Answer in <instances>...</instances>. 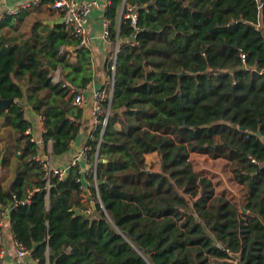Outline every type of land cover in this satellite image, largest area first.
I'll return each mask as SVG.
<instances>
[{
  "label": "trees",
  "instance_id": "1",
  "mask_svg": "<svg viewBox=\"0 0 264 264\" xmlns=\"http://www.w3.org/2000/svg\"><path fill=\"white\" fill-rule=\"evenodd\" d=\"M19 16L0 23V100H13L0 118L9 144L10 130L17 135L0 224L8 215L32 260L264 264V0H109L105 71L115 64L116 73L107 125L87 137L98 161L90 211L79 172L48 184L36 157L41 145L61 157L79 137L83 107L72 90L93 81L92 49L78 48L64 23L36 19L21 32ZM169 31L181 52L166 44ZM26 107L43 121L41 145ZM155 153L159 165L147 161ZM198 157L229 165L240 197L218 193Z\"/></svg>",
  "mask_w": 264,
  "mask_h": 264
},
{
  "label": "crops",
  "instance_id": "2",
  "mask_svg": "<svg viewBox=\"0 0 264 264\" xmlns=\"http://www.w3.org/2000/svg\"><path fill=\"white\" fill-rule=\"evenodd\" d=\"M33 0H0V17L2 18L0 20V23H3L5 20V17L7 15H10L11 13H15L16 11L20 10L17 16H19V19L16 20L15 26L17 25L20 28L21 32H28L30 26L36 19H41L45 21V24L54 25L56 23H63L62 22V15L59 12L51 11L48 6H30L29 3H31ZM78 2H89L94 0H77ZM98 5L93 8V11L91 13V16L89 18V25H88V32L89 35L94 40V46L92 47V54H93V72H94V78H93V85L89 92L86 94V100L83 107V117L81 119V125L82 129L80 132L79 137L72 143L71 149L68 153L61 157H53L51 156V147H47L44 149V147L41 145L42 143V132H43V121L41 117H37L33 114L29 115L28 110L30 108H27V118L35 122V128L32 130V134L34 135V139L36 142H38L41 145L40 153L42 156H47L51 159L53 165L55 167H62L66 168L69 166L70 162L72 161V158L74 155L78 152L79 149L87 145V137H90L92 131L96 127V124L94 123L92 119V107H93V99L92 95L93 92L100 87L104 85V74H105V66L107 61V55L109 48L111 47L110 42L103 38V30H104V21H105V12L107 5L109 3V0H95ZM15 16V15H14ZM170 32V31H169ZM168 32V33H169ZM167 33V34H168ZM166 34V36H167ZM164 37V36H163ZM182 49L180 50V52ZM118 104L114 103L112 105V109H117ZM8 129H11L8 126L3 125V119L0 118V155L3 153L8 154L5 150L6 147V139H7V133ZM11 134V140H10V148H9V157L11 158V154L16 151L13 150L14 141L16 140V133L10 130ZM14 134V136H12ZM4 143V144H3ZM16 154V153H15ZM154 156H158L157 153L153 154ZM2 158V157H1ZM16 158V157H15ZM3 158L0 159V163L2 162ZM148 161V160H147ZM213 161V160H212ZM158 160L156 161V165L158 164ZM91 161L88 158L87 160L82 161L79 164V167L77 171L80 174L81 182L84 187L83 192V200L82 203L84 206H87L88 203H91L92 199V187L94 186L95 179L89 172ZM13 165L14 162L10 163L9 167H5L6 169H9L10 171H4L2 168H0V183L3 185V187L7 188L12 179H13ZM72 170V169H71ZM69 169L68 173L71 171ZM5 173H11L10 176H3ZM0 231H1V242L6 249V257L8 264H20L17 259V242L15 240V236L12 231L11 222L9 219V216H4V220L0 224ZM28 264H37L36 261L32 260V257L29 258Z\"/></svg>",
  "mask_w": 264,
  "mask_h": 264
},
{
  "label": "built area",
  "instance_id": "3",
  "mask_svg": "<svg viewBox=\"0 0 264 264\" xmlns=\"http://www.w3.org/2000/svg\"><path fill=\"white\" fill-rule=\"evenodd\" d=\"M44 0H33L27 7L30 6H42ZM49 8L55 12H59L62 14V22L66 25L69 29L71 36H73L78 41V48H88L92 49L94 46V40L89 35L88 32V25H89V18L93 11V8L98 5V3L94 1L89 2H78L77 0H49ZM109 5V3H108ZM107 5V6H108ZM20 12V10L16 11L15 13H11L10 15H16ZM123 13H125V17L127 19H131L133 25H135L137 20V13L136 9L133 6L124 7ZM122 13V14H123ZM2 18L0 17V20ZM109 27L110 22L105 19L104 21V30H103V38L109 41ZM117 57V49L113 55L114 61ZM242 58L245 59V56L242 55ZM115 73L116 67L115 64L111 67V72H105L103 80L104 85L99 89L95 90L92 95L93 99V107H92V119L94 123L97 125H103L105 127L108 122L109 118V109L106 108L105 104L109 100V104L112 102L113 97V85L115 81ZM58 81V77L55 78ZM93 83L90 82L84 89L80 91L72 90L73 94H76L75 104L81 107H84L86 94L92 88ZM91 151L90 146H84L78 150V152L72 158L69 166L66 168L62 167H55L51 161V159L47 156H37L36 160L40 161L45 169L46 176H47V183H50V178L52 176H58L59 178H65L68 174L69 169L77 170L79 164L88 159L89 152ZM253 162L256 163L254 159ZM98 161H94L90 164L89 172L94 177L95 182L94 186L96 191L98 192V183L96 180V173H97ZM78 182H81V178L78 179ZM82 183V182H81ZM82 189V196L84 192V187L81 185ZM28 201L22 202V204H26ZM92 202L88 203L89 211L92 207ZM31 250L27 249L26 247L17 244V259L20 264H28L29 258H31ZM6 249L4 248L1 237H0V264H8L7 257H6Z\"/></svg>",
  "mask_w": 264,
  "mask_h": 264
},
{
  "label": "rangeland",
  "instance_id": "4",
  "mask_svg": "<svg viewBox=\"0 0 264 264\" xmlns=\"http://www.w3.org/2000/svg\"><path fill=\"white\" fill-rule=\"evenodd\" d=\"M23 31V30H21ZM165 42L168 46L171 47V49L175 53H179L180 50H183V42L175 36L173 31H170L165 39ZM30 115V112H29ZM7 139H6V146H10L8 142V133H7ZM4 144V143H3ZM6 147V148H8ZM13 150L15 151V145L13 146ZM8 154L3 153L0 155V159L3 158L4 160V155L7 156V164L9 165L10 163L14 162L16 160V154L15 152L11 154V158L9 157V149L7 151ZM2 157V158H1ZM2 160V161H3ZM147 160L148 163H156V161H159V158L157 156H154L153 154L147 155ZM198 169L200 173L204 176L209 177L210 179L213 180L216 190L218 193H224L228 197L235 198L240 197V192L235 184L232 183L231 181V170L229 168V165H224L223 161H212L211 158L209 157H198ZM159 164V162H158ZM14 169V165H13ZM4 171H10L9 169L4 168ZM14 172V170H12ZM11 173H5L3 176L7 175L10 176Z\"/></svg>",
  "mask_w": 264,
  "mask_h": 264
},
{
  "label": "water",
  "instance_id": "5",
  "mask_svg": "<svg viewBox=\"0 0 264 264\" xmlns=\"http://www.w3.org/2000/svg\"><path fill=\"white\" fill-rule=\"evenodd\" d=\"M12 103L13 100H0V110L8 109ZM237 264H242V261L238 260Z\"/></svg>",
  "mask_w": 264,
  "mask_h": 264
}]
</instances>
